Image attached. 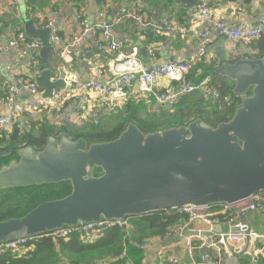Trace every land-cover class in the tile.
I'll return each instance as SVG.
<instances>
[{
  "label": "water",
  "instance_id": "95a60500",
  "mask_svg": "<svg viewBox=\"0 0 264 264\" xmlns=\"http://www.w3.org/2000/svg\"><path fill=\"white\" fill-rule=\"evenodd\" d=\"M177 1L191 7V0ZM24 26L27 36L44 45V72L38 81L51 95L64 87L63 80L51 82L48 69L53 29L38 28L33 20ZM215 74L229 80L233 93L242 96L232 119L216 127L197 118L188 125L144 133L131 122L117 139L93 144L67 134L55 137L49 130L41 150L18 149L17 157L0 167V191L69 182L72 192L22 217L0 221V244L175 208L234 206L263 193L264 56L222 61ZM21 96L28 98L23 92ZM249 212L240 214L242 222ZM222 233L217 226L212 232L187 235L209 244Z\"/></svg>",
  "mask_w": 264,
  "mask_h": 264
},
{
  "label": "built area",
  "instance_id": "2783aa9c",
  "mask_svg": "<svg viewBox=\"0 0 264 264\" xmlns=\"http://www.w3.org/2000/svg\"><path fill=\"white\" fill-rule=\"evenodd\" d=\"M27 2L30 0H26ZM242 1V0H240ZM259 2V0H252ZM10 6L17 8V0H11ZM200 20H209L212 11L205 0L199 3ZM4 14V9L0 8V15ZM134 19L140 22L145 28L144 18L140 13H123L107 22V11L103 5L102 11L96 23H90L85 14L78 18L80 31L76 33L68 43L56 31L52 34L51 49L52 55L58 59V64L52 73L51 82L63 80L64 87L55 89L48 95L46 89L37 81L38 76L42 75L44 69L41 67L38 53L44 48L43 43L35 38L27 36L25 30L19 29L16 36L10 39L4 46L0 47L1 53L15 52L17 62L28 61L32 69L33 77H26L18 64H11L7 72L11 77V83L3 87L1 103L7 109V114L0 116V139L7 136L14 129L17 120L23 117H40L43 111L60 113L61 109L75 98L85 99V106L77 107V111L71 112L62 118L65 123L81 125L86 116L90 114L111 110L115 105H123L130 98L143 93L155 98L156 107L154 112L157 114L167 106H175L183 98L196 93L203 95L204 99L211 98L214 106L219 110H227L233 103L242 99L234 93L224 94L214 85L212 75H207L198 83L192 81L189 76L194 61H207L212 65L219 66L220 60L211 50L214 37L209 31H199L197 36L200 46L197 52L189 59H182L177 62H157L147 68L143 62L140 51L134 49L132 52L125 51V42H118L112 35V30L120 26L124 21ZM219 35L228 41L230 52L236 58H248L256 55L253 43L264 37V18L256 24L247 22L240 23L238 26H230L221 20L216 24ZM174 23L168 19L163 20L160 30L168 32L174 30ZM144 36L148 32L144 31ZM100 35L99 51L101 53L115 54V61L109 70L97 65L95 72L90 79H81L72 68L73 59L77 50L86 45L91 35ZM105 77L101 81L99 77ZM175 83L176 87L171 88ZM21 92L28 96L23 98ZM141 96V95H140ZM85 112V114H83ZM209 207H182L166 210L163 215L166 218L178 217L183 220L172 230L180 235L189 231H194L193 227L202 222L207 226V230L212 232L217 224H220V217L230 215L227 221L228 231L216 235L208 244L207 241L199 236L189 237L188 246L192 264H196L194 257L197 250L206 249L207 252L202 256L201 264H220L221 255L240 254L248 250L250 246L261 243L262 247L252 252L253 257H264V235L253 231L249 222H242L240 214L251 211L264 214V192L258 193L251 200L239 203L234 206L222 205ZM230 213V214H229ZM119 227L128 229L130 224L126 221H101L97 224L81 225L75 228H63L45 236L53 240H68L73 234L79 232L82 237L94 240L106 228ZM250 237V245L247 244V236ZM197 238V241H195ZM35 237L22 238L0 244V254L8 251H25ZM236 245L232 247V242ZM197 242V243H196ZM144 246H142L143 248ZM126 257L125 250L113 261H118ZM172 264H181L176 260H170ZM142 264H151L143 261ZM159 264H164L162 261Z\"/></svg>",
  "mask_w": 264,
  "mask_h": 264
},
{
  "label": "crops",
  "instance_id": "0c3cea01",
  "mask_svg": "<svg viewBox=\"0 0 264 264\" xmlns=\"http://www.w3.org/2000/svg\"><path fill=\"white\" fill-rule=\"evenodd\" d=\"M212 11V16L209 20H200L199 18V3L200 0H191V7L180 3L177 0H17V8L10 6L11 0H0V8L4 9V14L0 15V47L4 46L10 39L14 38L19 29L25 30V20L35 21L38 28L47 26L52 27L53 32L56 31L65 42L71 41L72 37L80 31L78 18L81 14H85L90 23H96L99 18V13L102 11L103 5L107 11V22L110 23L123 13H140L144 18V23L148 25L146 30L144 26L134 20L128 19L120 26L112 30L114 39L118 42H125V51L132 52L134 49L140 51V56L147 68L157 62H177L182 59H189L194 55L199 46L200 40L197 36L199 31H209L214 37L211 50L220 61H230L234 58V54L230 52L228 41L221 37L216 24L223 20L230 26H238L240 23L247 22L250 24L258 23L264 18V0L254 2L252 0H205ZM26 12L28 15H26ZM25 18V20H24ZM168 19L174 23V30L162 32L160 26L163 20ZM144 31L148 32L144 36ZM100 35H91L89 42L81 49L77 50L73 59L72 68L78 76L87 80L90 79L97 65L109 70L112 63L115 61V54L101 53L99 51ZM142 53V51H144ZM38 58L43 67L41 52L38 53ZM18 64L26 77H33V70L30 69L28 61L17 62L15 52L1 53L0 52V116L6 115L7 109L1 103L2 89L5 85L11 83V77L7 72V68L11 64ZM58 64V59L50 54L48 60V69L53 73ZM212 64L207 61H194L191 67L190 79L195 83L201 81L209 75L208 70ZM43 74V73H42ZM40 76H38L37 81ZM105 81V77L98 78ZM39 82V81H38ZM41 85V84H40ZM44 87V86H43ZM176 84H171V88H175ZM45 88V87H44ZM199 99V106L212 112L214 109L208 107V103L213 101L211 98L204 99L203 95L196 93ZM141 95V96H140ZM203 101H202V99ZM144 99L145 105H136L135 101ZM132 99V98H131ZM130 99V100H131ZM129 100V101H130ZM127 101L124 104H130L133 112L141 117H153L154 115L161 116L163 111L155 113L156 107L155 98L145 96L139 93L134 96L132 101ZM115 105L109 110L111 114L105 110L97 115L90 114L86 116V122L96 118L101 119L104 116L118 114L117 108H122L125 105ZM85 99L75 98L66 104L60 113H52L45 111L41 113L44 124L55 125L61 119L77 111V107L85 106ZM147 107V108H145ZM128 108L126 106L124 109ZM173 109V108H172ZM168 109V110H172ZM120 110V109H119ZM85 114V112L83 113ZM32 119L23 117L20 119L18 126L23 129H28V123ZM105 122H107L105 120ZM33 125V123H32ZM245 219L252 226V230L264 235V214L258 212H249ZM220 226L223 233L228 231L226 223L217 224ZM194 231L207 230V226L199 222L193 227ZM188 235H180L177 232L168 234L166 237H154L144 245L145 256L148 263L159 264L162 261L176 260L181 264H192V259L189 254ZM197 241V238L196 240ZM197 243V242H196ZM236 242H232V247ZM262 247L261 243H256L250 246L245 252L240 254L221 255L220 264H264V257H253V251ZM207 252V250H206ZM206 254V253H205ZM204 249L195 252L194 260L196 264H201ZM263 260V261H262ZM101 264H112L111 260L103 259ZM127 264H133L128 262Z\"/></svg>",
  "mask_w": 264,
  "mask_h": 264
},
{
  "label": "trees",
  "instance_id": "16d2710c",
  "mask_svg": "<svg viewBox=\"0 0 264 264\" xmlns=\"http://www.w3.org/2000/svg\"><path fill=\"white\" fill-rule=\"evenodd\" d=\"M26 15H28L27 12ZM253 45L257 55L248 58L255 59L264 56V37L254 42ZM233 57L229 62H236L239 59L235 55ZM221 63L222 61H220ZM217 67L213 65L208 70L209 75L213 77L214 85L222 93L232 94L233 84L229 80L215 74ZM41 86L43 87V85ZM133 99L134 97L130 101ZM198 102L200 101L197 94H193L183 98L172 110L164 108L161 116L154 115L147 118L133 113V109L129 103L124 104V107L117 108L118 114L113 115L110 124L105 122V119H108L110 116L101 117L99 120L93 118L85 123L84 126L79 127L72 124H63L61 127L56 128L52 124L39 125L34 123L28 129H23L17 124L11 135L0 139V167L16 158V151L19 148L26 146H32L38 150L44 148L48 137V130L52 131L56 136L65 133L72 140L84 138L89 144H93L110 142L117 139L131 122L136 123L144 133L188 125L197 118H203L207 123L216 127L220 123L232 119L235 110L240 106L241 100L233 103L227 110L219 111L216 108L212 112L201 108V106H197ZM126 106L128 108L124 109ZM102 112L100 113L102 114ZM71 192L72 187L69 182H64L60 185H42L1 190L0 211L5 206H8L11 208V212L7 210L1 211L0 221L13 217H22L39 204L49 200L65 198ZM219 207L216 206L215 208ZM229 218L230 215L227 214L221 216L220 221L227 223ZM183 222L184 219L181 220L178 217H169L166 221V217L160 212L130 218L128 220L130 224L128 229L119 227L106 228L94 240L83 238L79 232L73 234L68 240L58 241L43 235L36 237L25 251H8L0 254V264H101L105 258L111 260L112 264H127L129 261L133 264H142L146 259L144 247L142 248V246L154 237H166L169 233H172L174 227ZM124 250L126 257L113 261ZM164 264L172 263L166 261Z\"/></svg>",
  "mask_w": 264,
  "mask_h": 264
},
{
  "label": "flooded vegetation",
  "instance_id": "af4514ba",
  "mask_svg": "<svg viewBox=\"0 0 264 264\" xmlns=\"http://www.w3.org/2000/svg\"><path fill=\"white\" fill-rule=\"evenodd\" d=\"M257 55V54H256ZM61 89V88H60ZM46 92H47V90H46ZM242 97V96H241ZM242 100V99H241ZM241 103V102H240ZM214 109H216V107L214 106ZM164 109H162V111H163ZM43 112H45V111H43ZM42 112V113H43ZM32 120L28 123V127H31L32 126V123L34 124V123H37V124H44V121H43V118L40 116V117H35V118H31ZM19 121H20V119L19 120H17V122L15 123V125H14V129H15V127H16V125L19 123ZM85 123H87L86 122V120H84L83 121V123L81 124V125H75V124H72V125H74V126H84L85 125ZM63 124H71V123H65V122H63L62 121V119H61V121H59V123H56L54 126L56 127V128H59V127H61ZM14 129L12 130V132L11 133H9L7 136H9V135H11L12 133H13V131H14ZM49 131V130H48ZM51 133H52V131H51ZM55 137H60L62 134H65V133H62L60 136H56L54 133H52ZM6 136V137H7ZM72 139V138H71ZM27 147V146H26ZM22 148H24V147H22ZM20 149V148H19ZM18 150V149H17ZM39 150H41V149H39ZM16 157H17V151H16ZM164 214V213H163ZM168 220V218H166V221Z\"/></svg>",
  "mask_w": 264,
  "mask_h": 264
},
{
  "label": "rangeland",
  "instance_id": "374dc122",
  "mask_svg": "<svg viewBox=\"0 0 264 264\" xmlns=\"http://www.w3.org/2000/svg\"><path fill=\"white\" fill-rule=\"evenodd\" d=\"M53 73H54V71H53ZM129 101V100H128ZM145 100L144 99H142V98H140V99H138V100H136L135 101V104L136 105H139V104H143V105H145ZM146 106V105H145ZM197 106H199V102H198V105ZM201 106H205V104L203 105V104H201ZM213 106H214V104L212 103V102H210V103H208V107H210V108H213ZM145 108H147V107H145ZM197 110H198V108H197ZM134 113V112H133ZM106 121H107V124H110L111 122H112V119H105ZM8 211V212H11V208L10 207H8V206H5L1 211ZM0 211V212H1ZM1 218V217H0ZM260 264H263V263H260Z\"/></svg>",
  "mask_w": 264,
  "mask_h": 264
},
{
  "label": "clouds",
  "instance_id": "9594fccd",
  "mask_svg": "<svg viewBox=\"0 0 264 264\" xmlns=\"http://www.w3.org/2000/svg\"><path fill=\"white\" fill-rule=\"evenodd\" d=\"M24 30V29H23ZM26 32V31H25ZM27 34V33H26ZM29 37V36H28ZM31 38V37H30Z\"/></svg>",
  "mask_w": 264,
  "mask_h": 264
}]
</instances>
